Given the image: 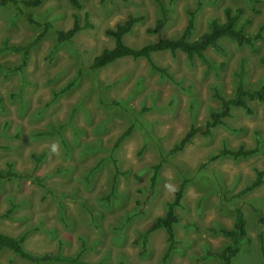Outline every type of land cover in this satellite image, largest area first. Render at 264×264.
Returning a JSON list of instances; mask_svg holds the SVG:
<instances>
[{
	"label": "rangeland",
	"instance_id": "1",
	"mask_svg": "<svg viewBox=\"0 0 264 264\" xmlns=\"http://www.w3.org/2000/svg\"><path fill=\"white\" fill-rule=\"evenodd\" d=\"M80 2L79 8L67 0H42L36 7L21 2L18 10L0 5V167L10 161L17 171L33 172L46 185L42 188L32 175L0 181V214H5L0 230L26 233L24 246L33 254L81 251V259L92 264H221L216 257L199 261V256L226 245L228 238L213 229L232 226L234 209L240 207L249 242L233 264H264V222L256 211L264 216V176L260 186L233 197L256 178V169L264 170V105L252 102L251 114L234 107L226 125L168 153L191 126L205 123L219 107L216 92L232 96L238 78L251 88L264 83L259 61L264 53V0ZM226 6L243 8L240 22L249 32L261 28L257 50L225 38L222 51H206L209 64L182 52L159 51L152 58L165 73L143 57L90 68L93 57L114 44L105 29L129 14L142 16L125 36L128 45L138 48L155 39L149 28L165 7V36H179L194 12L196 38L208 19L224 20ZM27 14L42 25L49 23L42 37L37 36L44 26L31 23ZM74 15L80 24L88 15L92 27L59 42L57 30L70 27ZM9 45L27 46V55ZM71 80L74 84L59 93ZM129 127L115 148L117 137ZM54 143L57 153L51 151ZM240 145L259 150L244 158L208 161L223 146ZM41 153L42 161L36 164L32 155ZM115 163L121 174L113 190ZM156 163L162 165L156 189L150 192ZM184 179V196L175 212L188 224L174 225L177 241L164 259L163 228L151 232L145 245L137 233L165 214L166 203ZM0 264L35 263L0 247Z\"/></svg>",
	"mask_w": 264,
	"mask_h": 264
},
{
	"label": "trees",
	"instance_id": "2",
	"mask_svg": "<svg viewBox=\"0 0 264 264\" xmlns=\"http://www.w3.org/2000/svg\"><path fill=\"white\" fill-rule=\"evenodd\" d=\"M70 5L75 8L81 6L80 0H67ZM23 3L26 6L36 7L41 4L42 0H0V5L12 4L15 9H19L18 4ZM224 20H219L218 18H210L207 22L206 30L197 36L193 37L195 31V13L190 12L189 18L186 26L184 27L181 34L177 37L170 38L165 36L164 27L169 19V8L165 7L162 9V15L155 21V24L149 28V31L155 35V39L149 43L142 45L141 47H132L125 42V36L129 34L133 27L142 20V16H137L129 14L127 18L116 24L114 27H109L105 29V34L111 37L114 41L112 47L104 48L101 52L95 55L90 63V68L101 69L121 58L131 57L132 59L145 58L154 68L162 73L166 72V69L158 66L153 58L152 54L159 51H168L173 55L178 52L184 53L188 58L197 57L201 61L208 63L209 60L206 55V51L209 48H214L218 51L223 50L221 41L228 38L234 41L238 46H249L253 50H257L256 41L262 37L261 28L255 33L249 32L244 28V24L240 22V18L243 12V8L236 7L233 9L230 6L224 8ZM27 19L31 23H35L39 26H44L42 31L38 34V38L42 37L49 26V23L44 25L37 22L31 14H27ZM78 16L74 15L73 23L70 27L63 30H57V40L59 42H65L71 40L80 30L86 27H92V24L88 20V15L85 16L84 24H80L78 21ZM248 20H246L247 22ZM8 48L14 50H23L24 55H27V46L21 45H9ZM259 61L264 66V53L259 57ZM26 62V56L23 57L22 66ZM75 80H71L68 84L60 89L59 93L69 89ZM55 95V93H54ZM215 97L220 101L218 108L212 109L208 119L202 125L191 126L184 135L174 143L169 149L168 153L172 154L182 150L187 146L194 137L210 136L214 129L219 125H226V119L233 116L232 109L234 107H240L244 109L248 114L253 112L252 102H260L264 105V83L259 87L251 88L247 87L240 78L235 82V91L232 96L225 97L219 93H215ZM131 128H127L123 131L116 139L114 147L116 148L123 139L130 133ZM52 130L48 131L51 133ZM60 142L63 147H66V143L60 135ZM258 147H245L238 146L236 148H231L223 146L218 151H215L210 155L208 161H214L223 156H231L234 159L244 158L255 154L258 151ZM33 158L36 164L42 161L44 156L33 154ZM114 162H116L114 160ZM162 163H156L152 166V174L149 178L150 192H154L156 189L158 181V173L161 168ZM116 170L113 176V190L118 182V176L121 174L120 169L115 163ZM32 175L33 179L37 180L38 184L42 188H46V185L42 183L41 178L38 175H34L32 172H19L14 168V164L10 161L6 162L5 167H0V181H9L13 179H23ZM264 170L256 169V178L249 184H246L242 189L233 194V197H239L252 189L260 186L263 183ZM186 188V179H184L179 186L174 191V196L172 200L166 203V212L162 216H157L153 218L141 231H138V238L143 239V244L145 245L148 239V235L159 229L163 228L167 235V246L163 255V258L170 256L172 250L174 249V244L177 241L176 234L174 230V225L176 223L188 224V222L183 220V218L175 212V208L181 205V201L184 196ZM259 215V220L264 222V216L256 210ZM5 214H0V217ZM214 232H219L228 238L226 245L221 250L206 251L204 254L199 256V261H202L209 257H216L220 260L221 264H233V258L240 252L246 250L247 242L249 238L247 236L246 229V218L244 212L240 207L234 209V218L232 226H222L219 225L213 229ZM26 239V233H20L18 235H11L0 230V247L7 248L11 250L16 255L23 259L31 261L35 264H41L42 262H65L68 264H92L88 261L81 259V251L77 252L75 255H61L60 253L47 252L40 255L33 254L27 250L24 246V241ZM137 239V240H139Z\"/></svg>",
	"mask_w": 264,
	"mask_h": 264
},
{
	"label": "clouds",
	"instance_id": "3",
	"mask_svg": "<svg viewBox=\"0 0 264 264\" xmlns=\"http://www.w3.org/2000/svg\"><path fill=\"white\" fill-rule=\"evenodd\" d=\"M58 144H56V143H54L53 145H52V147H51V151L53 152V153H57V151H58Z\"/></svg>",
	"mask_w": 264,
	"mask_h": 264
}]
</instances>
